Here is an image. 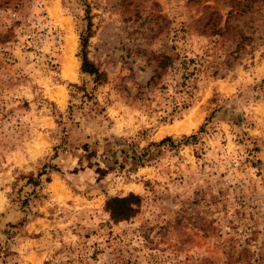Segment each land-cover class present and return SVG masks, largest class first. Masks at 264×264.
<instances>
[{
    "label": "rangeland",
    "instance_id": "374dc122",
    "mask_svg": "<svg viewBox=\"0 0 264 264\" xmlns=\"http://www.w3.org/2000/svg\"><path fill=\"white\" fill-rule=\"evenodd\" d=\"M0 264H264V0H0Z\"/></svg>",
    "mask_w": 264,
    "mask_h": 264
},
{
    "label": "trees",
    "instance_id": "16d2710c",
    "mask_svg": "<svg viewBox=\"0 0 264 264\" xmlns=\"http://www.w3.org/2000/svg\"><path fill=\"white\" fill-rule=\"evenodd\" d=\"M86 39H83V45ZM166 59L163 62L164 65L167 64ZM83 70L90 72L92 74H98L97 69L94 68V64L91 63L86 56L83 54ZM140 202V197L135 194H130L126 197H114L110 199L107 203V209L110 211L111 216L116 221L126 220L133 217L137 213V204Z\"/></svg>",
    "mask_w": 264,
    "mask_h": 264
},
{
    "label": "bare ground",
    "instance_id": "6f19581e",
    "mask_svg": "<svg viewBox=\"0 0 264 264\" xmlns=\"http://www.w3.org/2000/svg\"><path fill=\"white\" fill-rule=\"evenodd\" d=\"M69 69H71V67H73V64L72 63H69ZM67 75H70L68 72L66 73Z\"/></svg>",
    "mask_w": 264,
    "mask_h": 264
}]
</instances>
